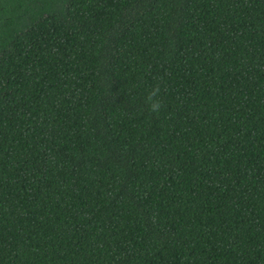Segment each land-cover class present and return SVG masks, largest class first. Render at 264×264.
<instances>
[{
  "label": "trees",
  "instance_id": "1",
  "mask_svg": "<svg viewBox=\"0 0 264 264\" xmlns=\"http://www.w3.org/2000/svg\"><path fill=\"white\" fill-rule=\"evenodd\" d=\"M0 264H264V0H0Z\"/></svg>",
  "mask_w": 264,
  "mask_h": 264
},
{
  "label": "clouds",
  "instance_id": "2",
  "mask_svg": "<svg viewBox=\"0 0 264 264\" xmlns=\"http://www.w3.org/2000/svg\"><path fill=\"white\" fill-rule=\"evenodd\" d=\"M161 93V86L159 84L155 85L146 95L145 104L147 105L148 111L151 114L159 115V113L164 109L165 105L159 98Z\"/></svg>",
  "mask_w": 264,
  "mask_h": 264
}]
</instances>
